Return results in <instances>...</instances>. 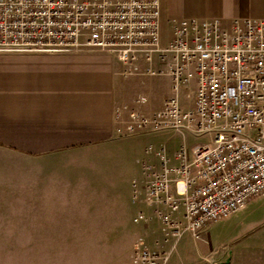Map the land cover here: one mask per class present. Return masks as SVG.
<instances>
[{"label": "crops", "instance_id": "0c3cea01", "mask_svg": "<svg viewBox=\"0 0 264 264\" xmlns=\"http://www.w3.org/2000/svg\"><path fill=\"white\" fill-rule=\"evenodd\" d=\"M160 7L164 45L171 30L165 33L163 26L182 18L217 17L227 24L264 19V0H160ZM137 64L139 72L126 75L107 54L0 53V240L15 241L19 264H129L138 237L153 250L170 252L166 264H264V231L229 233L211 245L214 223L228 220L238 230L255 225L247 222L250 200L209 224L199 239L191 235L194 250H181L169 262L182 235L164 232L157 207L143 200V164L160 163L156 147L143 152L139 144L153 132L119 135L115 111L126 107V119L130 110L161 109L172 79L146 73L166 69L157 56ZM195 87L193 81L181 91L184 109L192 108ZM166 156L175 163L173 154ZM139 213L146 221L135 223ZM172 216L183 222V208Z\"/></svg>", "mask_w": 264, "mask_h": 264}, {"label": "built area", "instance_id": "2783aa9c", "mask_svg": "<svg viewBox=\"0 0 264 264\" xmlns=\"http://www.w3.org/2000/svg\"><path fill=\"white\" fill-rule=\"evenodd\" d=\"M107 54L139 72L138 60L157 56L172 92L149 114L115 111L119 135L173 131L212 136L191 152L184 144L170 163L156 151L159 167L145 162L144 202L156 206L162 230L194 239L211 223L243 210L264 193V19L175 20L162 44L160 0H0V53ZM196 83L194 104L184 109L180 93ZM140 101L145 96L139 97ZM151 149V147H149ZM135 186V201H141ZM166 207V212L160 210ZM183 208V219L174 218ZM146 221L139 213L134 222ZM170 252L151 249L143 237L133 244L129 264H166Z\"/></svg>", "mask_w": 264, "mask_h": 264}, {"label": "rangeland", "instance_id": "374dc122", "mask_svg": "<svg viewBox=\"0 0 264 264\" xmlns=\"http://www.w3.org/2000/svg\"><path fill=\"white\" fill-rule=\"evenodd\" d=\"M173 24H167L166 26H163V30L165 33L170 32L172 30ZM167 83V82H166ZM166 83H161V88H165ZM182 95L180 94V103H182ZM186 145L189 151L191 152L192 148L199 144H212V136L210 134H207L202 137H196L188 132L183 133H175L173 131H160V132H153L148 135H145L141 144L143 152L145 151V148L152 145L156 147V149H161L162 145H165V153L167 154H175L176 151H178L183 145ZM150 152V151H149ZM260 204H263V207H258ZM247 215L250 220L247 222L250 223L255 222V225L246 224L240 229H236L235 225H232L228 222V220L219 221L217 223L212 224L209 230L210 239H211V245L214 246L219 240H221L225 235L229 233H233L236 235H239V233L244 232H253V234L256 232L264 231V193L255 196L250 199V203L248 204V210ZM181 242H177L175 245V251L173 252L172 259H170L169 262H173V259H175L176 255L181 250H194L195 248V242L192 238L190 233H185L182 235ZM180 239V238H179ZM81 241H66L67 244L74 245ZM225 243L230 242L229 240L224 241ZM201 243V242H199ZM74 250V249H73ZM72 251V246L70 249L66 252V256ZM73 260V258H71ZM18 263H17V262ZM0 264H19V251L15 249V241L13 240H0Z\"/></svg>", "mask_w": 264, "mask_h": 264}]
</instances>
